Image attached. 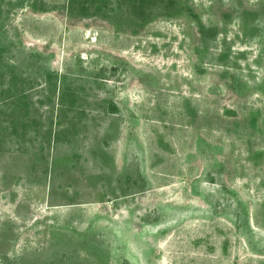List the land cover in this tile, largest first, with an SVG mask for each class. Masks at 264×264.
<instances>
[{"label": "rangeland", "instance_id": "1", "mask_svg": "<svg viewBox=\"0 0 264 264\" xmlns=\"http://www.w3.org/2000/svg\"><path fill=\"white\" fill-rule=\"evenodd\" d=\"M0 264H264V0H0Z\"/></svg>", "mask_w": 264, "mask_h": 264}]
</instances>
